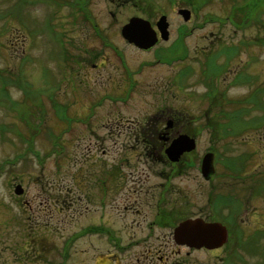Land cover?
I'll list each match as a JSON object with an SVG mask.
<instances>
[{
	"label": "rangeland",
	"instance_id": "obj_1",
	"mask_svg": "<svg viewBox=\"0 0 264 264\" xmlns=\"http://www.w3.org/2000/svg\"><path fill=\"white\" fill-rule=\"evenodd\" d=\"M149 1L33 0L22 7L19 16L10 17L5 12L21 8V2L0 0V264H40L34 261L61 257L64 238L80 226L74 224L68 230L66 190L75 177L73 194L78 199L83 177L78 168L83 164L170 165L160 154L142 148L141 138L137 141L129 136L136 125L152 115L161 116L160 111L166 109H175L179 128L198 131L194 153L201 161L206 151L217 153L218 195L226 197L227 182L232 180L227 175L231 169L220 166L225 165L224 159L250 156L245 174L238 173L246 176L245 182L237 183L235 193L243 198L241 210L248 211L242 216L249 221L264 217V127L222 139L213 137L206 120L217 109H210L203 80L207 54L221 44L252 39L256 42L240 48L228 64L231 71L241 69L243 77L252 76V81L235 80L230 70L223 72L217 79L219 94L225 92L228 100H236L264 84V46L257 42L264 37V8L257 25L238 29L229 22H205L207 12L226 17L230 0H211L198 12L191 0H152L154 7L147 5ZM182 7L191 11L188 21L178 12ZM162 13L170 22L168 40L160 37L157 44L143 49L122 35L131 17L140 16L155 25ZM183 25L188 31L183 40L189 47L188 57L170 62L159 59L158 50L172 47ZM68 51L78 56L83 53L92 61L79 71L74 64L75 74L71 73L65 62ZM187 67L190 73L185 72ZM50 80L54 82L51 99L42 98L38 104L39 88L48 89ZM224 107L232 109V105ZM262 113L257 109L244 117ZM196 173L193 169L169 179L173 185L170 206L178 201L181 187L198 200L202 180ZM157 179L153 176L151 180ZM19 183L24 187L22 200L15 198ZM224 197L218 198L219 208L225 202L231 204ZM51 239L57 243L54 251ZM154 240H160L156 234ZM75 244L73 248L87 249L84 240ZM83 251L72 256L78 264L89 254Z\"/></svg>",
	"mask_w": 264,
	"mask_h": 264
},
{
	"label": "flooded vegetation",
	"instance_id": "obj_2",
	"mask_svg": "<svg viewBox=\"0 0 264 264\" xmlns=\"http://www.w3.org/2000/svg\"><path fill=\"white\" fill-rule=\"evenodd\" d=\"M82 54L78 56L67 52L65 62L71 68V73L75 74L74 64L79 71L84 64L88 65L92 61ZM230 73L233 78L236 76L235 71ZM67 77L71 80L70 76ZM53 83L50 80L48 89L39 88L41 92L38 104L42 98L51 99ZM220 94L224 96L225 93ZM174 110H161V116L152 115L129 132V136L132 135L137 141L141 138L139 143L142 148L160 154L163 161L170 165L80 166L78 169L82 171L83 177L78 184V190L81 193L75 199V177H71L72 181L66 190L68 205L65 215L67 221L71 222L68 230L74 224L80 226L64 238L60 258H44L34 262L78 264L72 256L79 250H87L89 254L82 258L80 264H264V217L258 216L254 218L255 221H249L247 216L241 215L248 211H242L241 205L236 203V200H243L241 194L235 192L238 193L240 186L237 183L245 182L246 176L243 175L247 165H241L239 171L233 172L229 165H220L230 170L227 175L232 180L227 182L230 187L225 193L231 198L228 199L231 204L225 202L224 207L219 208L218 165H214L215 171L207 178L195 150L185 151L178 161L170 160L166 154V148L176 137L181 134L196 137L198 133L191 128H179L181 120L175 118ZM177 112L182 114L180 109ZM193 169L202 180L197 190L200 197L193 200L189 197L188 189L185 191L181 187L178 189L181 193L178 201L170 206L168 195L173 185L169 179ZM238 173L243 175L239 176ZM153 176L158 179L152 181ZM261 181L259 183L262 185ZM244 186L245 183L241 187ZM252 186H258V183ZM23 197L25 195L21 194L15 198L22 200ZM56 200L60 201L59 196ZM52 214L53 210L50 216ZM189 218L205 223L219 222L226 235L220 238V235L217 237L210 233L208 241L202 242L198 238L193 244L176 241V225ZM160 233L164 236L159 235ZM155 234L156 239L160 240H154ZM81 240H84L87 249L73 248L77 244L75 242ZM51 244V250L54 251L57 243L51 239ZM26 263L30 262L23 264Z\"/></svg>",
	"mask_w": 264,
	"mask_h": 264
},
{
	"label": "trees",
	"instance_id": "obj_3",
	"mask_svg": "<svg viewBox=\"0 0 264 264\" xmlns=\"http://www.w3.org/2000/svg\"><path fill=\"white\" fill-rule=\"evenodd\" d=\"M33 0H18V4L21 2V8L17 7L14 10H7L5 15L10 17L19 16V12L22 7ZM43 1V0H42ZM49 1V0H44ZM52 1V0H51ZM211 0H191V6L193 10L199 11L201 8L207 6ZM231 6L227 9L228 15L225 17H215L213 12H207L205 14V22H219L222 25L231 23L236 28H245L249 25H257L261 18V10L264 8V0H230ZM68 3V1H67ZM69 4V3H68ZM147 5L155 6L154 1L147 2ZM17 6V4H16ZM21 19V17H19ZM259 18V19H258ZM258 19V20H257ZM218 23V24H219ZM188 34L187 27L184 25L180 29V39L175 42L169 49H159L157 56L168 62L177 59L183 60L188 57L189 47L184 42V35ZM255 40L251 41H240L235 44H225L220 46L215 52H211L206 55V59L203 62V74L205 75L204 83L207 86V96L210 98V109H217L211 119L206 120V125L212 130L213 137L222 139L225 137L236 136L246 130L259 129L264 127V84L258 85L253 88L247 96L240 99H227L226 95L222 96L219 94L218 77L223 72L229 71L231 68L229 61L237 55L240 48H249L255 43ZM258 44L264 46V37L257 40ZM171 51V52H169ZM224 57V62L220 61V57ZM192 69L187 67L185 72L190 73ZM244 71L241 69L237 70L235 80H249L252 81L251 77H243ZM245 76V75H244ZM5 82L6 79H5ZM218 82V83H217ZM225 93V92H224ZM11 100V99H10ZM212 100V101H211ZM228 100V104L226 103ZM16 103V102H14ZM17 104V103H16ZM225 105H232V109H225ZM260 110L263 113L260 115H252L247 119L246 115H251L254 110ZM250 159L249 155H229L224 159L225 165H229L233 171H239L241 165H244ZM223 162V163H224ZM264 182V181H263ZM225 194V193H224ZM224 197V195H219ZM224 199H231L226 195ZM237 205H241V199L236 200Z\"/></svg>",
	"mask_w": 264,
	"mask_h": 264
},
{
	"label": "water",
	"instance_id": "obj_4",
	"mask_svg": "<svg viewBox=\"0 0 264 264\" xmlns=\"http://www.w3.org/2000/svg\"><path fill=\"white\" fill-rule=\"evenodd\" d=\"M179 12L183 15L185 20L191 18V11L187 8H181ZM156 25L157 29L161 32L163 39H168L170 35L169 21L166 14L161 15ZM150 20L133 16L129 21L124 24L121 29L122 35L129 41L137 45L139 48L148 49L155 45L159 40L158 31ZM196 138L189 134H181L172 140V142L166 148V154L172 161H178L181 155L186 152H190L196 149ZM215 152H207L202 159V170L205 176L210 177L215 171ZM24 188L21 183L16 185L15 193L22 194ZM223 226L219 222L205 223L194 218H189L180 221L175 229L174 236L178 242H186L193 244L198 238L202 242H206L210 239V233L215 234L217 237L223 238L226 235ZM217 239V238H216ZM215 239V241H216Z\"/></svg>",
	"mask_w": 264,
	"mask_h": 264
}]
</instances>
